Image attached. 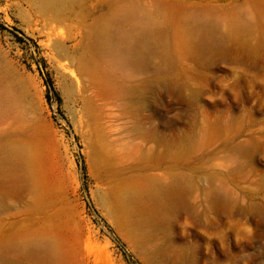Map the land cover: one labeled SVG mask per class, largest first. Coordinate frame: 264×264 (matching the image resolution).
<instances>
[{
  "label": "rangeland",
  "instance_id": "obj_1",
  "mask_svg": "<svg viewBox=\"0 0 264 264\" xmlns=\"http://www.w3.org/2000/svg\"><path fill=\"white\" fill-rule=\"evenodd\" d=\"M0 22V264H264V0Z\"/></svg>",
  "mask_w": 264,
  "mask_h": 264
},
{
  "label": "bare ground",
  "instance_id": "obj_2",
  "mask_svg": "<svg viewBox=\"0 0 264 264\" xmlns=\"http://www.w3.org/2000/svg\"><path fill=\"white\" fill-rule=\"evenodd\" d=\"M128 11V10H127ZM150 15V14H148ZM149 17V16H148ZM55 20V19H54ZM54 30V29H53ZM107 44V43H106ZM107 48L109 47L108 45H106ZM105 46V47H106ZM117 49V47L115 48ZM114 51V50H113ZM115 53V51H114ZM118 53V52H117ZM125 53V52H124ZM120 54V53H119ZM117 54V55H119ZM123 54V53H122ZM116 55V54H115ZM120 57V56H118ZM119 59V58H118ZM124 60V58H123ZM95 71V70H94ZM76 73V72H75ZM75 77V76H74ZM77 77V76H76ZM80 82V81H79ZM125 199V198H124ZM126 201V200H125ZM45 251L46 253H48L49 255H41L38 256L39 258H37L35 264H56L60 262V259L58 258L57 254L54 252L53 248L50 247V245H45Z\"/></svg>",
  "mask_w": 264,
  "mask_h": 264
},
{
  "label": "trees",
  "instance_id": "obj_3",
  "mask_svg": "<svg viewBox=\"0 0 264 264\" xmlns=\"http://www.w3.org/2000/svg\"><path fill=\"white\" fill-rule=\"evenodd\" d=\"M0 28H4V25L0 22ZM48 83L50 84V79H47ZM46 98L49 102L52 101V95L50 94V91L47 90L46 92Z\"/></svg>",
  "mask_w": 264,
  "mask_h": 264
}]
</instances>
